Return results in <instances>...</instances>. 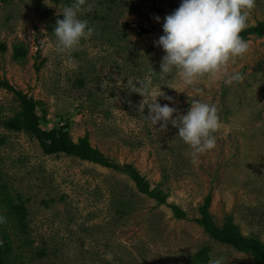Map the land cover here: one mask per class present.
I'll list each match as a JSON object with an SVG mask.
<instances>
[{"label":"rangeland","instance_id":"obj_1","mask_svg":"<svg viewBox=\"0 0 264 264\" xmlns=\"http://www.w3.org/2000/svg\"><path fill=\"white\" fill-rule=\"evenodd\" d=\"M73 2L0 0V82L41 103L44 130L63 128L74 142L88 136L110 160L133 165L187 219L177 220L168 206L140 193L126 174L62 153L46 155L34 137L6 130L2 122L19 104L0 86V240L10 248L8 261L195 264L194 256L208 247L210 260L257 264L193 220L210 195L217 226L232 217L244 236L264 243V38L251 36L249 51L228 64V74H242V82L229 85L221 75L188 86L175 70L161 78L166 53L154 43L182 0H86L79 18L89 21L93 36L57 54L56 20ZM260 21L264 0H256L247 28ZM19 45L27 50L24 59L14 56ZM128 81L172 97L175 103L163 96L157 102L178 109L173 119L186 115L193 100L214 105L221 122L216 147L193 164L179 129L151 124L149 109L137 108L144 97L131 92ZM17 207H23L22 221L12 213Z\"/></svg>","mask_w":264,"mask_h":264},{"label":"clouds","instance_id":"obj_2","mask_svg":"<svg viewBox=\"0 0 264 264\" xmlns=\"http://www.w3.org/2000/svg\"><path fill=\"white\" fill-rule=\"evenodd\" d=\"M256 0H182L174 13L167 15L163 23V32L157 47H162L166 55L161 61V78L170 76L173 71L180 77L184 85L191 86L197 80L209 78L219 79L225 75V83L242 82L240 73L228 74L229 62L243 57L249 51V43L241 33L248 27L251 10ZM86 0H74L64 5L63 19H57L53 34L56 38L57 54L71 53L81 42L93 36L95 29L89 21L81 19ZM91 4H87L90 11ZM159 20V17H156ZM131 92L139 93L144 99L137 105L140 113L145 107L149 109L146 119L153 125H160L166 131L169 122L179 129L178 136L189 146L191 162L198 163L200 155L216 147V136L221 128L217 108L214 105L193 100L186 115H177L178 109L169 104L161 105L157 98L163 96L175 103L173 98L151 90L149 85L138 82L136 87L132 81ZM4 218L0 217V222ZM209 264H225V258H213Z\"/></svg>","mask_w":264,"mask_h":264},{"label":"trees","instance_id":"obj_3","mask_svg":"<svg viewBox=\"0 0 264 264\" xmlns=\"http://www.w3.org/2000/svg\"><path fill=\"white\" fill-rule=\"evenodd\" d=\"M41 12H44L39 7ZM246 41L251 36L264 38V21L258 22L254 26H250L241 33ZM2 51L6 50L4 45L1 46ZM15 58L24 59L27 56V50L23 45L15 47ZM0 86L8 92L14 93L18 99L19 111L13 117L3 120L2 125L6 130L15 132H25L34 137L39 143L41 149L46 155H56L59 153L78 158L92 164H97L106 168L119 171L126 174L135 183L138 191L149 198L157 201L158 205H166L173 212L177 220L187 219V213L176 205L167 204V195L159 188L152 189L149 182L133 165H120L110 160L98 149L91 146L89 137L80 138L78 142H74L69 133L63 128H54L44 130L41 127V121L46 118L39 116L37 107L41 105L39 101L23 95L16 91L7 81H1ZM45 113V111H43ZM0 140V145L3 143ZM211 196L205 199L203 206L199 208L200 218L194 219L197 225L203 228L204 232L214 241L229 246L239 253L250 255L257 264H264V243L257 237H246L242 234L239 226L234 223L232 217H228L225 223L220 227L217 226L209 209L211 207ZM16 212V213H15ZM19 221L24 220L23 207L14 208L12 211ZM208 247H204L194 256L195 264H207L210 257L208 255ZM10 248L0 240V264H11L8 261V253Z\"/></svg>","mask_w":264,"mask_h":264}]
</instances>
